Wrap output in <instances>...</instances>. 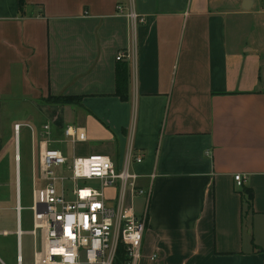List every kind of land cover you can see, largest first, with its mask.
I'll list each match as a JSON object with an SVG mask.
<instances>
[{
    "label": "crops",
    "instance_id": "crops-1",
    "mask_svg": "<svg viewBox=\"0 0 264 264\" xmlns=\"http://www.w3.org/2000/svg\"><path fill=\"white\" fill-rule=\"evenodd\" d=\"M24 2L0 0V187L13 152L15 216L0 236L13 237L16 264L21 134L32 181L48 148L69 163L143 156L129 166L151 191L133 202L147 215L138 264H264V0ZM129 10L144 24L132 29ZM123 69L127 101L116 96ZM67 127L85 141L71 143Z\"/></svg>",
    "mask_w": 264,
    "mask_h": 264
},
{
    "label": "built area",
    "instance_id": "built-area-1",
    "mask_svg": "<svg viewBox=\"0 0 264 264\" xmlns=\"http://www.w3.org/2000/svg\"><path fill=\"white\" fill-rule=\"evenodd\" d=\"M122 13L121 6L117 7ZM132 29L145 20L132 10L125 13ZM130 59L119 53L116 61ZM19 125L14 126L17 142ZM43 130L48 132L49 126ZM64 136L71 143L83 142L84 132L67 127ZM143 156L130 151L121 166L104 155L76 157L69 163L58 150L45 149L39 156V180L33 175L31 186L33 264H114L119 245L123 246L125 264H138L147 215H136L133 202L147 199L150 190L137 185L131 163H142ZM18 165L19 156H15ZM235 186L242 188V175H234ZM17 237L20 230V189L16 186ZM3 232L2 235H6ZM155 256L151 257L153 261ZM21 264V258L17 257Z\"/></svg>",
    "mask_w": 264,
    "mask_h": 264
},
{
    "label": "rangeland",
    "instance_id": "rangeland-1",
    "mask_svg": "<svg viewBox=\"0 0 264 264\" xmlns=\"http://www.w3.org/2000/svg\"><path fill=\"white\" fill-rule=\"evenodd\" d=\"M24 133V131H23ZM69 155L71 156L70 146L66 147ZM19 189H20V206L22 208L20 213V228L23 232L21 237V250H22V262L23 264H33V248L34 240L29 235V231L32 228L31 218L32 213L29 210L31 207V186H32V167H31V152L28 146L27 139L21 134L19 141ZM3 185L0 187V232L6 230L8 232L15 231V216L14 213L9 210L14 206V187L6 185V182L11 181L14 185V164H13V152L8 161L7 171ZM10 178V179H9ZM13 237L2 238L0 236V259L5 264H16V244H11Z\"/></svg>",
    "mask_w": 264,
    "mask_h": 264
},
{
    "label": "trees",
    "instance_id": "trees-1",
    "mask_svg": "<svg viewBox=\"0 0 264 264\" xmlns=\"http://www.w3.org/2000/svg\"><path fill=\"white\" fill-rule=\"evenodd\" d=\"M18 7L22 10L23 6L25 5V0H17ZM128 73L126 69H123L119 72L116 76V96H118L122 101L128 100ZM72 100L68 99H58L54 97H49L47 99V103L49 104H65L70 103ZM246 194L248 195L249 199L252 198V193L249 189H245ZM125 254L123 246L119 245L116 251V258L114 264H125Z\"/></svg>",
    "mask_w": 264,
    "mask_h": 264
}]
</instances>
